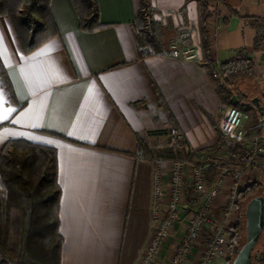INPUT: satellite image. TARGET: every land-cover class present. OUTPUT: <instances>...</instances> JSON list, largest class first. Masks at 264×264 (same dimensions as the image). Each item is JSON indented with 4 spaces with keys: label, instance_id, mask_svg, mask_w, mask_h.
Returning a JSON list of instances; mask_svg holds the SVG:
<instances>
[{
    "label": "crops",
    "instance_id": "0c3cea01",
    "mask_svg": "<svg viewBox=\"0 0 264 264\" xmlns=\"http://www.w3.org/2000/svg\"><path fill=\"white\" fill-rule=\"evenodd\" d=\"M203 1L150 0L164 53L144 58L133 28L142 0H97L107 26L93 32L81 29L73 0H51L59 35L30 53L11 17L0 15V58L10 83L0 76V155L14 139L56 149L61 264H139L156 228L159 157L137 154L138 135H178L171 147L179 157L205 159L224 136L220 121L231 98L220 91L213 68L238 55L264 63V39L256 49L264 0H207L208 19ZM183 33L197 47L196 59L172 55L170 46ZM171 159L163 158L167 169ZM185 205L194 207V200ZM173 240L164 241L153 264H171ZM228 260L219 256L213 264Z\"/></svg>",
    "mask_w": 264,
    "mask_h": 264
},
{
    "label": "trees",
    "instance_id": "16d2710c",
    "mask_svg": "<svg viewBox=\"0 0 264 264\" xmlns=\"http://www.w3.org/2000/svg\"><path fill=\"white\" fill-rule=\"evenodd\" d=\"M51 0H0V15L11 17L25 52L30 53L48 40L59 35V28L50 7ZM80 27L93 32L106 27L101 21L97 0H73ZM203 16H212L208 1H203ZM141 58L164 53L161 24L153 19L150 0H142L140 11L133 23ZM256 49L264 39L258 26ZM220 91L229 98L237 95L244 100L256 91L255 61L238 55L222 63ZM0 76L7 79L0 58ZM228 88H231L228 90ZM165 133L149 132L138 135V155L149 160L181 158L175 147L159 149L157 137ZM220 146L228 150L225 163L241 165L245 152L240 145H227L224 136ZM178 151V153H177ZM43 157L40 159L38 157ZM190 159L204 163L197 154ZM56 149L23 139L8 141L0 155V257L10 264H61L64 238L60 232L61 188L58 183ZM261 183L254 181L240 190L236 206L239 220L233 225L232 239L242 244L241 217L243 202L255 196Z\"/></svg>",
    "mask_w": 264,
    "mask_h": 264
},
{
    "label": "built area",
    "instance_id": "2783aa9c",
    "mask_svg": "<svg viewBox=\"0 0 264 264\" xmlns=\"http://www.w3.org/2000/svg\"><path fill=\"white\" fill-rule=\"evenodd\" d=\"M186 39V33L175 38L170 46L172 55L187 60L196 59L197 47ZM222 75V66L217 63L213 68V76L221 81ZM245 117L243 110L238 105H234L226 109L220 121L223 135L243 145L244 164L226 163L216 166L207 161L194 165L190 157H183L171 159L170 167L167 169L162 163L163 159L155 160L153 215L156 228L139 264H153L176 222L185 216L183 210L189 211V228L179 243L171 264H195L192 249L205 229L211 231L199 264H213L219 256L230 258L234 255L236 245L232 239L230 219L235 212L239 183L248 169L260 164L264 155V116H260L253 128L247 127ZM211 166H216L219 170L218 175L208 185L206 170ZM190 173L193 179L189 180ZM227 176L233 179L234 189L230 203L226 206L224 216L220 220L214 214V201L220 195ZM187 185L192 186L193 192L201 194L200 200H194L195 206L192 208H187L185 205Z\"/></svg>",
    "mask_w": 264,
    "mask_h": 264
},
{
    "label": "rangeland",
    "instance_id": "374dc122",
    "mask_svg": "<svg viewBox=\"0 0 264 264\" xmlns=\"http://www.w3.org/2000/svg\"><path fill=\"white\" fill-rule=\"evenodd\" d=\"M208 8H209V3H208ZM262 44L263 43H260V45H262ZM253 60L255 61L254 81H255V84L257 86V90L253 91V92L251 91L250 93H248L247 94L248 97H245L246 100H241V98L238 97L237 95H233L230 98V103H229L230 105L228 106V107H230V106L238 105L243 110V112L246 115H248V117L247 116L245 117V122H246V125L248 128H253L254 124L259 120L260 116L262 115V114L260 115V112L258 111L256 106L254 105V103H252L250 101V98H252V97L254 98L257 95L258 96H260V95L264 96V63L261 62L260 60L259 61L256 59H253ZM229 89H231V88H228V90ZM225 111L226 110L223 111L222 116L224 115ZM263 134H264V132H263ZM179 138L180 137L178 135H177V138H172L170 136L157 137V140L160 142V146H161L159 149H165V148L171 147L172 144L177 142L176 139L179 142L181 141ZM224 141L227 143V145H233V146L234 145H240L244 150V147L242 144L231 141L228 138L227 139L224 138ZM219 143L217 144L216 148L207 149L206 158L204 159L205 162L208 161L210 163H214V165H216V166L226 164L224 161H225V159H227V156L229 153H228L227 148L224 146H220ZM174 146H175V144H174ZM38 158H39V160L43 159V157H40V156ZM192 164L199 165L200 163L193 162ZM216 166H211L206 170V182L208 185H210L212 183L214 177H216L218 175L219 168H217ZM188 177H189V175H188ZM191 179H193V176H191ZM254 181H258L261 183V185L258 188V190L256 191L255 195H260V194L264 195V155L262 156V158L260 160V164L258 166H256L255 168L248 169L247 172L244 174V176L242 177V179L240 180V183H239V186H240L239 192H240V190L244 189L248 184H250ZM233 186H234L233 179L230 176H227L225 178V183L223 184V187L221 190V193H223L225 195L224 196L225 198L223 200L224 201L223 205L221 206L220 211L215 210V213H214L216 215V217L220 220L222 219V216H224L223 212H224L226 206H228V204L230 203V200L232 198L231 197L232 191L234 189ZM187 188H188V185H187ZM191 189H192V187H190V190ZM193 193H195V194H194L193 199H192V196L190 198L187 195V189H186V191H185V203L190 201V199L191 200H200L201 194L196 193V192H193ZM221 193H220V195H221ZM219 196L217 197V199L219 198ZM217 199H215L214 205L216 204ZM237 199H238V195H237ZM248 200H245L243 202V214L241 217V222H242V227H243L242 244L245 243L246 235H247L245 207H246V203L248 202ZM183 211L185 212V214H184L185 216H182V218L176 222L174 229L172 230L170 236L168 237V238L174 239L176 241L172 257L177 252V248L179 246V243L181 242L182 238L184 237V235L186 234V232L189 228V223H190L189 211H186V210H183ZM183 220L185 221V223L180 224L181 222H183ZM238 220H239V215H238V208L236 206L235 212L233 213V215L230 219L231 228H232L231 232L232 233H234L233 225H235L238 222ZM181 226L183 227L182 231L179 229L180 231L178 230L176 232V229L180 228ZM210 231L211 230L205 229L202 232L200 238L197 239V241H196V243L192 249V251H193L192 258H194L193 260H194L195 264L200 263V258L202 257V255L204 253ZM263 238H264V236H263ZM263 238H262V240H263ZM242 244H240V245H242ZM232 257L233 256H231L229 258V260H228L229 262L227 261V264H231L230 262L232 260ZM0 264H10V263L0 257Z\"/></svg>",
    "mask_w": 264,
    "mask_h": 264
},
{
    "label": "water",
    "instance_id": "95a60500",
    "mask_svg": "<svg viewBox=\"0 0 264 264\" xmlns=\"http://www.w3.org/2000/svg\"><path fill=\"white\" fill-rule=\"evenodd\" d=\"M252 102L264 116V108L260 105V97L252 98ZM245 217L246 241L236 249L231 264H253V251L264 230V195H255L248 200L245 207Z\"/></svg>",
    "mask_w": 264,
    "mask_h": 264
},
{
    "label": "flooded vegetation",
    "instance_id": "af4514ba",
    "mask_svg": "<svg viewBox=\"0 0 264 264\" xmlns=\"http://www.w3.org/2000/svg\"><path fill=\"white\" fill-rule=\"evenodd\" d=\"M258 96V95H257ZM256 97V96H255ZM260 105L261 107L264 108V96L260 95ZM253 98V97H252ZM252 98H250V101L252 102ZM253 103V102H252ZM255 105V104H254ZM256 106V105H255ZM256 108L258 109V111H260V109L256 106ZM254 197V196H253ZM252 198V197H251ZM250 198V199H251ZM264 230L263 233L261 235V238L259 240V242L256 244L255 249L253 251V264H264ZM263 238V240H262ZM263 241V242H262ZM244 244V243H243ZM242 244V245H243ZM242 245H237L236 249ZM234 256V255H233ZM232 261V260H231ZM231 263V262H230Z\"/></svg>",
    "mask_w": 264,
    "mask_h": 264
},
{
    "label": "snow or ice",
    "instance_id": "6c2138e0",
    "mask_svg": "<svg viewBox=\"0 0 264 264\" xmlns=\"http://www.w3.org/2000/svg\"><path fill=\"white\" fill-rule=\"evenodd\" d=\"M2 102H3V92H2V89H0V103ZM9 111H11V109H9ZM3 118L7 119V116H4Z\"/></svg>",
    "mask_w": 264,
    "mask_h": 264
}]
</instances>
